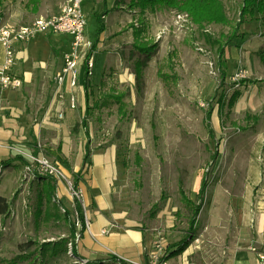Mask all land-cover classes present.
I'll return each mask as SVG.
<instances>
[{"label":"rangeland","instance_id":"1","mask_svg":"<svg viewBox=\"0 0 264 264\" xmlns=\"http://www.w3.org/2000/svg\"><path fill=\"white\" fill-rule=\"evenodd\" d=\"M64 1L40 0L38 7L46 10L41 16L58 14ZM28 2L6 0L0 8V26L26 25L38 18L39 10ZM222 2L230 24L198 27L176 10L141 15L130 8V0H120L104 19L106 32L97 39V16L105 7L103 2L85 0L92 45L86 59L94 62L89 104L98 102L99 107L86 113V101L80 116L70 119L62 109L65 103L52 96L53 81L45 90L41 79L25 86L19 98H10V92L0 95L2 118L21 121L24 115L29 127L40 129L39 138L26 148L10 144V158L3 156L0 145V193L11 192L12 204L8 215H0V264H80L68 254V244L59 243L75 226L71 214L77 210L68 211L70 225L62 199L57 200L58 187L51 197L47 193L48 183L57 181L35 180L27 173L28 166L36 167L34 158L61 165L74 186L85 191L93 155L115 151L112 214L120 218L121 228L152 235V250L164 258L173 245L188 239L198 253L195 264H212L242 233L249 206L264 196V65L259 59L264 27L258 18L240 23L242 0ZM133 25L144 31V40L158 44L142 81L136 79L135 64L145 58L134 49ZM236 27L237 37L224 46L222 36L231 35ZM62 43L55 51L57 70L69 49L67 39ZM245 79L257 83L240 84ZM235 92L240 96L230 106ZM119 94L124 95V114L111 98ZM77 106L74 111H81ZM44 179L50 181L42 186ZM195 207L201 210L191 228ZM55 247L60 253L52 256Z\"/></svg>","mask_w":264,"mask_h":264},{"label":"crops","instance_id":"2","mask_svg":"<svg viewBox=\"0 0 264 264\" xmlns=\"http://www.w3.org/2000/svg\"><path fill=\"white\" fill-rule=\"evenodd\" d=\"M94 1H99L101 4L103 2L106 10L114 12L117 6L116 2L119 0ZM63 5L64 4H61L60 7ZM38 10L37 17L44 15L46 11L43 7H40ZM103 11H101V13H103ZM48 15H56V13L53 11ZM109 15L110 14L103 19H108ZM64 38L68 40L70 47L71 39L69 37L53 33L40 35L29 44L19 47L17 63L14 66L13 72L22 79L23 86L18 91L10 92L12 93L9 94L10 98H19L20 95L22 96L21 92L24 90L25 86L32 84L37 85L40 79L45 83V90H48L50 82L53 81L52 77L54 71L57 70L58 65V58L55 51L62 48V39ZM4 60L5 48L0 45V64H2ZM62 65L63 55L57 72L60 71ZM85 73L86 66L81 65L80 86L75 91L77 92L78 105L81 111L77 112L69 108L68 97L62 108L63 111L67 112V117L70 119L77 115L80 116L84 111L83 106L86 107V96L83 91ZM52 96L54 97V94H52ZM5 104L9 105L7 107L8 109L16 111V108L13 106L16 103L11 101L10 104L13 105L9 103ZM2 109L5 108L2 106ZM20 112L22 111L20 110ZM27 120L28 119L23 115L21 121L13 120V122H9L5 117L2 118L0 115V145L4 147L3 156L5 158H10V154H12L8 153L7 150L10 148V144L15 145V143H17L23 148H26V143L35 142L36 139L39 138V125L34 128H32V126L29 127L30 125H27ZM32 130H34L33 134ZM42 133L43 136L46 135L44 129ZM35 136L36 138L34 139ZM18 149L19 148L13 149V151ZM12 156L16 158V155L13 154ZM116 171V154L112 149L95 153L91 158L89 175H86L84 178L85 191L82 188L85 206L84 215L89 219L90 226L89 228L83 227L82 239L75 248V254L78 259H82L86 262H106L114 258L118 259V257H122L127 260L143 262L147 259L148 253L152 249L154 240L152 235L144 233L140 229L121 228L119 225L120 218L112 214V183ZM15 178H17V175H15ZM49 181L50 180L44 179L40 181V184L45 186L46 182ZM54 185L55 190L58 187V192L60 193V195H58L61 196L59 198L62 199L63 206L66 207L69 212L75 210L76 202L68 195L66 189L62 188L60 183H55ZM9 194L5 196L0 193V196L8 200ZM243 221L246 227L242 228V233L235 237L229 247H225V249H222L220 253L214 257L212 264H258V254L264 252V196H258L255 203L249 206L248 214L245 215ZM72 231L73 230L70 231V234L67 235L66 238L71 237ZM103 231H107V233L103 234ZM176 249L177 248H171L169 255L166 257L165 264H195L194 257L198 253L194 248L188 246L182 253L170 256Z\"/></svg>","mask_w":264,"mask_h":264},{"label":"built area","instance_id":"3","mask_svg":"<svg viewBox=\"0 0 264 264\" xmlns=\"http://www.w3.org/2000/svg\"><path fill=\"white\" fill-rule=\"evenodd\" d=\"M85 0H65L60 12L56 15L39 16L33 22L26 25L5 24L0 26V45L5 48V60L0 64V95L5 92H15L22 88L23 81L14 72L17 63V53L21 46L29 44L32 40L44 34H61L71 39L69 49L63 54V65L60 71L53 78L55 86V98L61 103H65L68 97L70 109H77L78 98L76 89L79 88L81 78V65L86 66V71L92 75L94 62L86 59V50L91 48L88 37V17L84 10ZM187 16V15H186ZM63 113L59 114V118ZM36 170L32 166L27 167V173L33 179L50 177L62 183L68 189L72 199L83 203V191L74 186L66 171L57 163H51L42 158H34ZM57 194V200H59ZM84 207V206H83ZM62 211L69 213L66 207ZM75 222L76 232L68 243V254L76 258L80 264H87L86 261L78 259L74 253L76 246L82 239L83 223L79 218L78 212L71 214ZM90 221L85 217V227L89 228ZM106 234L107 231H103ZM165 255L160 254L159 250H150L147 259L143 262H136L118 257L119 261L127 264H165ZM258 264H264V252L258 254Z\"/></svg>","mask_w":264,"mask_h":264},{"label":"trees","instance_id":"4","mask_svg":"<svg viewBox=\"0 0 264 264\" xmlns=\"http://www.w3.org/2000/svg\"><path fill=\"white\" fill-rule=\"evenodd\" d=\"M6 0H0V8L4 5V2ZM120 1V0H119ZM119 1H117L116 5L118 6ZM40 0H29L28 5H31L33 7V10L35 12H38V6H39ZM116 6V7H117ZM130 8L132 10H138L139 14L144 15L148 11H155L157 9H169V10H176L179 13L187 15V17L190 19V21L198 27H204L206 25H229L230 19L226 13L225 6L222 2V0H130ZM111 11L105 10L101 15L97 16V23L99 25L96 35L97 39L106 31V25L104 23V17H106ZM256 19L258 18L264 27V0H242L241 5V14H240V23L246 22L248 19ZM144 22L142 21L141 24ZM143 32L142 30L136 28L135 25H133V34H134V49L145 58V60H139L135 64V74L137 81H142L143 78V72L144 68L147 66L148 61L153 57V55L156 53L158 49V44H152L148 41L143 39ZM238 34V28L236 27L231 35L222 36V39L225 41L224 46L230 45L233 40L237 37ZM224 46L223 49L224 50ZM222 52V51H221ZM259 59L261 63L264 65V52H261L259 54ZM90 73L89 71H86L85 77H84V86H85V96L87 101V107H86V113L90 112L92 108L99 107V103L96 102L93 107L90 106L89 100L91 93L88 92L90 88V81H89ZM257 81L251 80V79H245L241 81L240 84L244 85H254ZM240 93L235 92L233 97L231 98L229 104L232 106L235 104L237 99L239 98ZM111 98L115 99L117 104L119 105V112L121 114H124L125 109V103L123 101L124 95H114ZM83 124H86V121H83ZM80 173L78 172L77 175ZM45 178V177H43ZM42 179V178H41ZM46 180V179H45ZM55 191L54 185H49L48 183V191L47 193L53 194ZM49 196L47 201H49ZM43 197H39V207H41L43 203ZM189 204H193L191 201H188ZM12 204L9 202L6 198H3L0 196V215H8L11 211ZM76 210L78 212L79 218L83 223V226H85V215H84V209L82 207V204L78 201H76ZM200 207H195L193 209V218L190 222L191 228L195 226L197 223L196 218L198 217L200 213ZM65 220L70 223L69 213L65 214ZM37 218H41V210L39 209ZM75 227V226H74ZM72 226V235L70 238L74 236L75 229ZM66 238L63 239L59 243L68 244L69 239ZM59 243H55V246H58ZM190 244V241L188 239H185L178 245H173L171 248H177L176 251H173L170 256L178 255L182 253ZM58 251L53 249V255H57ZM167 258H164V261L166 262ZM87 264H127L123 261H119L118 259L114 258L109 261H95V262H87Z\"/></svg>","mask_w":264,"mask_h":264}]
</instances>
